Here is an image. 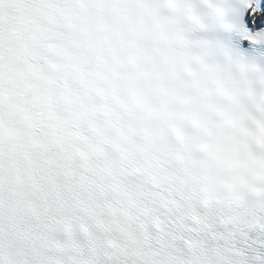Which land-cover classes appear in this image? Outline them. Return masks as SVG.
<instances>
[{
    "label": "snow or ice",
    "instance_id": "obj_1",
    "mask_svg": "<svg viewBox=\"0 0 264 264\" xmlns=\"http://www.w3.org/2000/svg\"><path fill=\"white\" fill-rule=\"evenodd\" d=\"M0 264H264V0H0Z\"/></svg>",
    "mask_w": 264,
    "mask_h": 264
}]
</instances>
